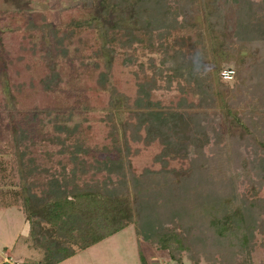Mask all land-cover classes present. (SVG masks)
Masks as SVG:
<instances>
[{"label": "trees", "instance_id": "1", "mask_svg": "<svg viewBox=\"0 0 264 264\" xmlns=\"http://www.w3.org/2000/svg\"><path fill=\"white\" fill-rule=\"evenodd\" d=\"M106 1L104 14L124 0ZM247 2L249 13L264 8V0ZM126 3L130 17L115 6L102 25L97 4L84 0L55 23L42 11L0 9V126H11L0 136V210L24 206L28 232L18 240L41 255L22 264H57L130 225L178 264H254L255 248L264 250V182L249 180L235 201L207 188L228 185L221 141L233 147L250 137L255 152L264 150L263 90L238 112L248 72L264 74V43L241 13L236 27L250 39L227 46L250 56L229 83L219 77L237 95L224 122L197 0ZM220 10L214 1L206 13L213 33L225 20ZM172 90L181 95L176 107L152 101ZM176 159L188 165H171ZM190 202L174 224L178 205ZM139 259L148 264L141 251Z\"/></svg>", "mask_w": 264, "mask_h": 264}, {"label": "rangeland", "instance_id": "2", "mask_svg": "<svg viewBox=\"0 0 264 264\" xmlns=\"http://www.w3.org/2000/svg\"><path fill=\"white\" fill-rule=\"evenodd\" d=\"M77 1L79 0H54V2L50 3L48 0H33V2L28 5L29 7L24 6L23 9L42 11L52 23H55L59 20L61 10ZM84 1L89 5L92 3L97 4L100 25L112 23V9L115 6L118 9L125 7L123 9L127 11L124 13L126 17H130L133 12L131 10L132 8L128 7L126 3L127 1L133 2V0L118 1L121 6H117L114 3L113 5H109L107 14L102 12V9L107 3L106 0ZM214 1L219 6V10L221 9L219 16L225 19L222 23L220 32L215 33L211 32L209 23L206 19V13L213 11ZM197 3L199 8L194 15V20L200 25L204 35L209 68L214 76L213 88L217 111L220 114L219 118L221 121H224L226 104L229 100L236 101L237 95H232L231 85H228V91H224V89L219 87L218 81L221 80L219 78L220 71L223 68H232L234 69V75L238 74V70L242 69L241 67H243L246 59L250 56L248 49L243 48L242 51L236 52L233 51L231 47L227 46V44H231L230 42L232 41V46L237 47V39H250V35L246 31L244 32L247 33V37H244L242 31L236 27L238 22L241 21V13L248 19L249 29L254 36L264 43V8L257 10L253 9L251 13H249V3L247 0H197ZM21 5L24 4L18 3L16 0H6L0 3V9H16ZM254 62L255 60L253 61V65ZM261 66L263 65L261 64ZM245 79L246 80L243 81L244 86L242 87V89H244L242 90L244 95L242 93L238 98V112L240 113H248L250 109L243 107L244 103L247 101H254V99L258 100L261 97L259 95L261 89L264 92V74L261 72L253 74L250 71ZM226 82L229 83V80ZM247 88H250V92L246 91ZM6 97L8 102V95ZM35 97H39L38 94L35 95ZM180 97L181 95L176 90L168 91L165 95L160 92H155L152 95V101H160L161 106L170 108L176 107ZM262 97H264V95ZM186 106L187 107L184 108L186 110H195L194 107ZM14 113L16 117H19L17 111ZM10 134L11 126H9L8 121H5L0 126V136H2V138H8ZM251 143L252 138L250 137L241 139V141L233 147H229L227 141H221L223 147L226 148H223V153L219 154V159L222 160V162L220 163L218 160V167L221 166L227 171L226 177H228V185L226 187H222L219 184L217 186L212 185L213 187L208 186L207 191L213 190V193L216 192L219 198L225 199L229 197L235 201V193L238 194L239 198H242L241 194H243V190H247L246 183L249 180H252V184L255 185H260V182H264V150L257 149L258 151L255 152ZM203 154H205V151ZM143 163H145V161H142L140 165H143ZM171 165L185 168L188 165V161L184 159L182 162L176 159L175 162L171 161ZM152 167L154 170L159 168L158 164ZM173 189L174 187H172V190ZM203 192L205 193V189ZM194 200L195 198H193L192 201L194 202ZM193 202L178 205L179 213L174 224L184 223L187 216L192 212L194 206ZM24 212V206L22 205L0 210V264H22L25 259L35 260L41 257L40 253L31 249L23 239L20 238L18 240V236H26L28 232V225L25 221ZM259 240L260 237L258 236L257 241ZM140 251L144 254L148 264H178L170 260L166 252L155 251L150 244L141 242L135 234L133 225L118 231L91 247L78 251L75 255L57 264H140ZM252 259L254 264H264V250L259 246L256 247L252 253ZM183 264L192 263L184 259ZM199 264H205V262L201 261Z\"/></svg>", "mask_w": 264, "mask_h": 264}, {"label": "built area", "instance_id": "3", "mask_svg": "<svg viewBox=\"0 0 264 264\" xmlns=\"http://www.w3.org/2000/svg\"><path fill=\"white\" fill-rule=\"evenodd\" d=\"M233 76H234V69L232 68H223L220 71V77L223 80H230L233 78ZM168 264H176V263H168Z\"/></svg>", "mask_w": 264, "mask_h": 264}, {"label": "crops", "instance_id": "4", "mask_svg": "<svg viewBox=\"0 0 264 264\" xmlns=\"http://www.w3.org/2000/svg\"><path fill=\"white\" fill-rule=\"evenodd\" d=\"M6 0H0V3L4 2ZM18 1V3H23L24 5L19 6V8H24V6L29 7L28 5L31 4V2H33V0H16ZM36 1V0H35ZM50 3L54 2V0H48ZM16 8V9H19Z\"/></svg>", "mask_w": 264, "mask_h": 264}]
</instances>
